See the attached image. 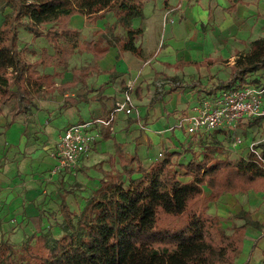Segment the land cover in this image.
I'll list each match as a JSON object with an SVG mask.
<instances>
[{"label":"crops","instance_id":"obj_1","mask_svg":"<svg viewBox=\"0 0 264 264\" xmlns=\"http://www.w3.org/2000/svg\"><path fill=\"white\" fill-rule=\"evenodd\" d=\"M11 11L0 1V25ZM85 20V16L75 14L68 22L70 28L79 30V43L93 42L100 48L106 41L125 38L121 26L109 28L116 22L112 12L91 24ZM131 24L142 29L135 39L140 55L112 45L103 57L95 59L93 53L79 47L65 55L62 63L49 59L54 51L43 36L34 38L19 29V39L23 32L26 47L31 51L38 49L35 44L40 47L43 71L35 67L42 82L29 94L33 103L20 105L13 99V108H2L0 114V243L12 245L14 240L15 245L21 244L43 231L48 221L42 211L59 201V183H89L84 173L92 178L100 174L96 191L106 173L121 172L118 149L124 156L137 155L147 169L163 148L188 150V156L193 153L198 158L210 148L215 158L225 160L223 150L234 152L236 147L229 139L242 136L253 123L245 120L232 130L223 128L190 137L181 121L194 113L200 100L226 88L235 60L250 50L249 40L264 29V0H144L143 15ZM224 64L228 65V75L218 82L216 72ZM126 88L131 90L132 112H117L110 128L92 127L98 138L75 171L48 180L55 164L51 152L62 131L72 124L108 119ZM250 141L244 142L245 146ZM111 159L121 170H113ZM97 161L102 162L99 170L95 169ZM182 178L183 182L191 179ZM62 202L64 199L60 205ZM208 210L221 219L244 212L258 225H245L242 250L234 264H261L264 193L226 192L209 202ZM237 219L243 221L237 226L245 224V219Z\"/></svg>","mask_w":264,"mask_h":264},{"label":"trees","instance_id":"obj_2","mask_svg":"<svg viewBox=\"0 0 264 264\" xmlns=\"http://www.w3.org/2000/svg\"><path fill=\"white\" fill-rule=\"evenodd\" d=\"M0 1L12 9L0 25V114L5 104L13 99L20 104L42 82L35 64L19 49L20 28L34 38L43 36L54 51L49 59L59 63L79 47L95 59L112 45L140 55L135 39L142 29L133 28L131 21L143 15L144 0ZM106 12L116 19L109 28L121 26L125 38L106 41L100 48L93 42L79 43V30L68 26L70 17L79 14L91 24ZM250 47L235 60L226 88L248 85L250 74L264 70V38ZM261 147L264 157V144ZM186 153L163 148L147 169L137 155L124 156L118 149L122 171L108 172L100 179L74 230L55 240L40 233L18 247L0 243V264H234L242 250L245 225H258L239 212L233 217L245 219V224L226 235L222 219L208 213V204L226 192L264 193V168L243 159L219 160L210 148L201 158L192 153L186 165L177 163ZM181 175L191 179L183 182ZM65 207L62 202L60 209Z\"/></svg>","mask_w":264,"mask_h":264},{"label":"built area","instance_id":"obj_3","mask_svg":"<svg viewBox=\"0 0 264 264\" xmlns=\"http://www.w3.org/2000/svg\"><path fill=\"white\" fill-rule=\"evenodd\" d=\"M132 104L131 90L126 88L122 100L115 102L108 119H95L67 126L59 135L51 152L55 164L47 179L50 180L55 175L74 172L79 160L90 152L98 138V133L92 132L91 128L95 125L109 126L110 128L114 115L117 112L130 114L133 110ZM193 111L192 115L182 118L181 121L190 137L217 129L232 130L237 124L245 120L255 122L263 130L264 87L243 85L241 87L223 88L217 94L200 100ZM239 137L238 135L232 136L233 146L242 141L238 139ZM258 144L255 147L251 143L248 144L247 155L242 159L254 162L264 168L262 147L261 144ZM262 144H264V137Z\"/></svg>","mask_w":264,"mask_h":264},{"label":"rangeland","instance_id":"obj_4","mask_svg":"<svg viewBox=\"0 0 264 264\" xmlns=\"http://www.w3.org/2000/svg\"><path fill=\"white\" fill-rule=\"evenodd\" d=\"M28 34V33H27ZM80 38V36H79ZM264 38V29L261 30L260 32L256 33L255 37H253L251 40H249V46H251V44L256 41V40H261ZM81 39V38H80ZM26 40H25V36L23 34V32H21L20 35V39H19V46L22 49L24 58L28 61V62H33L36 64V68H41V62L42 59H44V55H41L39 49L40 47L37 46L35 44V46L33 45V47L38 48L37 50H33L32 51L29 49V47H26ZM40 45V44H39ZM41 58V59H39ZM228 65H221V68L216 72V80L218 82H222L225 80V78L228 75V69H227ZM40 71H43L40 69ZM247 82H249L248 85L254 86V87H264V70H260V71H256L252 74H250L247 77ZM175 89V88H174ZM34 91L29 90L24 96L25 98L22 99V101H20V105H30L33 103L32 99L29 97V94ZM171 92V91H170ZM14 101L15 100H11L10 102H8L7 104H5L2 108H13L14 106ZM18 102V101H17ZM41 102V101H40ZM58 103L59 102H55ZM66 103H64V106L66 107ZM245 133L242 134V136H240L238 139L242 140L241 142H238V144L236 145V147H233L234 152L223 150V154H221V156H225L227 155V158L233 162H237L240 158L241 155L245 154L248 150V146H245L246 143L244 142H248L249 138H250V142L254 147L256 146V144H262L263 141V137H264V129L262 130V128L260 126H257V124H255L254 122L247 126L245 129ZM231 141V138L229 139V142ZM258 144V145H259ZM236 149V150H235ZM231 152V153H230ZM189 153L185 154V158H181L179 160H177V163H182V164H187L188 161H190V156H188ZM190 155V154H189ZM110 166L113 168V170H121V168L119 167V165H117L116 160L115 159H111L110 160ZM102 162L100 163L99 161H97L95 163V169H98L97 166L101 165ZM107 168V166H106ZM99 170V169H98ZM177 170L178 167H177ZM83 178L84 180L86 179V181H89V183H83L80 181H71V182H64V183H59V201L57 200L56 202H54V205L52 207H49L48 209H43L42 211V216L46 218V220L48 221L47 225H45L44 229L42 232L40 233H48L50 235V237L55 240L58 239L59 237H61L66 231L71 232L72 230H74V228L77 225V221H78V215L80 214V212L83 210L86 202L88 201V199L90 198L92 192L95 190V187L97 186V179H99V176H101L100 174H96L95 178H92L91 176H88L86 173L83 174ZM182 176V175H181ZM137 177V176H135ZM182 181L184 180V178L181 179ZM66 187V188H65ZM203 191L207 194L208 190L203 186L202 187ZM61 199H64V203H65V209L64 211L62 209H60V201ZM59 204V205H58ZM67 213V214H66ZM209 214H213L214 212L211 210H208ZM70 217V218H69ZM70 219V220H68ZM242 220H239L235 217H233L232 215L228 218H222V222H221V227H222V231L228 235L231 234L233 231V228L235 226H237V224L242 223ZM14 239V238H12ZM13 247H18V245L20 246V244L15 245L14 244V240L12 241ZM25 243V241H22L21 245Z\"/></svg>","mask_w":264,"mask_h":264}]
</instances>
